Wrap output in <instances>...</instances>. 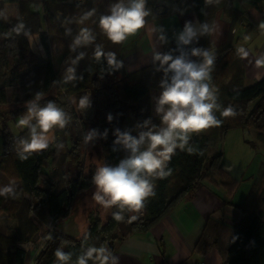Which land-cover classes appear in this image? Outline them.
Here are the masks:
<instances>
[{"label": "trees", "instance_id": "obj_1", "mask_svg": "<svg viewBox=\"0 0 264 264\" xmlns=\"http://www.w3.org/2000/svg\"><path fill=\"white\" fill-rule=\"evenodd\" d=\"M116 1L0 0V107L9 104V90L17 88L20 99L15 103L26 105L40 94L39 106L43 107L51 100L67 117L63 129L51 130L54 137L48 148L23 153L21 141L30 139V128L35 123L13 135L0 113V189H12L10 193L0 195V216L14 223L13 228L0 231V264H78L89 248L103 247L107 253L112 252L125 236L148 232L181 200L192 195L202 180L217 182L231 192L235 183L222 171L223 154L218 150L228 131L252 128L256 131V142L264 148V75L250 86L242 85L238 51L231 34L236 23L248 20L249 9L263 11L264 0H238L242 10L233 7L234 0H211L210 3L190 0L201 29L207 24L211 30L216 12L230 19L229 38L212 53L215 59L208 81L218 105L213 114L222 123L211 127L209 134L192 133L185 149H176L168 165L172 169L171 175L153 181L155 195L145 201L139 213L114 205L105 223L96 214L89 215V226L80 240L72 241L56 233L45 240L55 224L67 217L76 196L93 184L94 169L84 173L86 121L76 111L82 97L91 94L88 106L92 111L93 137L100 143L108 166L118 165L129 155L123 144L114 143L115 132L120 131L124 116H133L137 121L138 131L131 135L136 138L153 126H161L160 117L150 113L149 91L152 88L163 90L161 81L170 79L171 73L165 77L159 61L131 73L126 72L123 63L122 67L109 70L106 54L114 52L117 60L122 61V44H113L107 39L99 20L102 15L110 14L111 2ZM6 5L16 7L15 16L5 17ZM93 9L95 14L84 19ZM63 20L66 30L61 27ZM84 28L89 29L95 39L73 48ZM202 33V38L186 45L171 42L164 53H171L174 58L181 54L187 57L193 49H202L208 44L209 32ZM30 35L39 37L45 59L37 58L31 52L27 42ZM51 38L59 39L65 46L56 56L49 48ZM97 45L104 53L99 59L96 58ZM203 59L195 63H203ZM69 68L73 69L71 73ZM69 75L73 77L71 80L66 79ZM227 75L229 78L225 80ZM229 107L236 114L222 116ZM25 112L27 107L17 110V114ZM145 121H151L148 127H144ZM60 147L64 153L58 159ZM146 147L147 142L141 150ZM188 148L193 151L189 153ZM21 155L27 158L21 159ZM48 166L52 168L50 173L44 171ZM236 208L241 215L239 223L230 228L208 219L195 249L201 253L215 250L220 264H264V164L259 167L245 201ZM114 213L123 215L124 220L116 221ZM132 215L137 219L128 222ZM25 242H32L27 251L17 248ZM57 249L70 259L58 260ZM94 261L90 259L87 264Z\"/></svg>", "mask_w": 264, "mask_h": 264}, {"label": "crops", "instance_id": "obj_2", "mask_svg": "<svg viewBox=\"0 0 264 264\" xmlns=\"http://www.w3.org/2000/svg\"><path fill=\"white\" fill-rule=\"evenodd\" d=\"M232 5L237 10L243 9L238 0H234ZM145 7L149 10L146 26L122 43L120 56L127 73L151 65L154 62V55L164 54L171 42L181 43L179 37L184 33L186 26H191L196 33L190 41L200 39L203 35L190 0H146ZM163 7H166L167 11L160 14L163 12ZM248 13V20L236 23L233 26L235 33H231L236 50L243 49V52L247 53L246 56L238 53L242 85L245 87L257 82L264 75V65L257 63L264 60V27H262L264 14L253 9H249ZM5 14L8 15H5L6 18L15 16L16 7L6 5ZM229 29L230 19L216 12L212 17L208 44L200 49L201 52L212 54L217 47L227 41L230 35ZM161 36L164 38L163 41L160 39ZM27 42L35 56L45 59V52L39 46V38L36 35L28 36ZM188 57H193L192 62L203 58L202 55L192 56L191 54ZM162 91L154 88L149 91L150 113L153 117H160L156 107ZM76 111L86 121V134L93 133L90 107L80 108L78 105ZM251 130L256 140V131L252 128ZM120 131L129 135L135 134L138 131L135 118L130 115L124 116L120 121ZM209 133L210 128L197 134ZM47 135L48 144H50L53 140V132L50 131ZM86 149L84 169L88 166L96 173L97 167L105 164L101 145L92 137L87 142ZM218 150L221 152L219 146ZM51 169L48 166L44 171L50 173ZM221 169L235 183L231 192L217 182L209 179L202 180L192 195L181 200L148 232L127 235L115 245L112 252H106L110 254L108 264H220L221 259L215 250L201 253L195 249V245L208 219L230 228L239 223L241 215L236 207L245 201L255 179V177L244 179L241 169L224 159V155ZM96 190L93 183L87 190L80 192L71 204L67 217L55 224L54 229L47 233L45 240L53 233L72 241L80 240L89 226L90 214H96L101 222L105 223L111 214V207L104 208L94 201L93 195ZM13 226V221L8 220L3 226L0 225V231H7ZM31 245L32 242L20 243L17 248L27 251ZM42 245L43 243L38 246L34 255H37ZM93 264L98 262L94 261Z\"/></svg>", "mask_w": 264, "mask_h": 264}, {"label": "clouds", "instance_id": "obj_3", "mask_svg": "<svg viewBox=\"0 0 264 264\" xmlns=\"http://www.w3.org/2000/svg\"><path fill=\"white\" fill-rule=\"evenodd\" d=\"M211 0H206L210 3ZM146 0H119L110 8V14L102 15L99 26L107 39L113 44H122L130 36L135 35L146 26V17L149 10H146ZM95 14V9L85 14L84 19ZM20 27H23L21 25ZM264 27V25H262ZM19 31V28L17 29ZM202 31L210 32L208 25L202 26ZM196 33L191 26H186L185 31L179 37V41L188 44ZM95 37L89 29H81L80 35L74 41L73 48L82 43L89 44ZM163 41V36L160 37ZM238 53L243 49H238ZM104 53L97 45L96 58L99 59ZM192 56H203V63L197 64L185 58L184 54L173 57L171 53H156L154 61H159L160 69L165 77L171 73L170 79L161 81V92L158 100L156 112L160 115L161 126H153L147 132H141L139 137H133L128 133H121L118 129L115 132L117 139L114 143L123 144L129 150V155L121 160L116 166L100 164L93 177L96 192L93 195L94 201L104 208L118 206L121 210L127 209L132 213H139L145 206V201L155 195L154 183L156 179H164L171 175L172 169L168 167L176 149H185L190 135L199 133L211 127H218L222 121L213 114V110L218 108L215 103V95L208 81L211 80V66L215 59L210 52H201L200 49H193ZM83 53L81 54V57ZM80 57H78L79 59ZM109 70L122 67V61H118L114 52L106 54ZM76 61H73L75 63ZM264 65V60L257 62ZM165 65L167 67H165ZM69 73L73 69L69 68ZM71 75L66 79L71 80ZM41 95L37 94L35 100L26 104L27 113L18 119V126H29L35 119L36 124L30 128V139L21 141L23 153L39 152L48 148V133L54 128L63 129L67 123L64 110L53 101H48L43 107L37 101ZM88 96H84L79 101L80 108L88 106ZM236 113L231 107L225 109L221 115L224 117L234 116ZM111 115L108 120L111 121ZM151 121H145L144 127H148ZM39 129V131L37 130ZM105 137L107 131H105ZM93 133L85 137V143L91 140ZM147 142V147L141 150V146ZM191 153L193 149L188 148ZM27 157L21 155V159ZM168 169L165 171V169ZM11 188L0 189V195L10 193ZM116 221H123V215L114 213ZM136 215L129 217L128 222L135 221ZM107 249L101 247L89 248L87 252L78 260V264H87L92 259L98 264H108L110 254H106ZM60 261L70 259L69 255L57 249L55 253Z\"/></svg>", "mask_w": 264, "mask_h": 264}, {"label": "rangeland", "instance_id": "obj_4", "mask_svg": "<svg viewBox=\"0 0 264 264\" xmlns=\"http://www.w3.org/2000/svg\"><path fill=\"white\" fill-rule=\"evenodd\" d=\"M110 0H108L109 3ZM119 0L116 1L118 3ZM112 3L111 4H116ZM6 15V14H5ZM106 15V14H105ZM8 16V15H6ZM61 27L66 30L65 21H62ZM37 36V35H36ZM37 38H39L37 36ZM255 39V38H254ZM39 46H41L39 40ZM64 45L59 39L51 38L49 40V48L54 56H56L60 51L64 49ZM43 49V48H42ZM44 51V50H42ZM45 54V53H44ZM38 58V56H36ZM187 60L191 61L193 57H185ZM201 59V58H200ZM199 60V59H198ZM197 61V60H196ZM195 62V61H194ZM229 77L227 75V80ZM91 97V94L88 95V99ZM9 104L0 107V113L2 115L3 120L6 121V125L10 132L13 135H17L21 130L25 127L18 126V119L25 115V113L17 114V110H21L26 107L25 104L15 103L20 99V92L17 88L9 90ZM73 103L76 102L75 98H72ZM8 113H10L9 116ZM35 123V119H33L31 123ZM39 131V129H37ZM61 130V128L57 129ZM54 137V134H53ZM58 139V138H57ZM221 152L224 155V159L229 161L231 164L241 169V173L244 174V179H251L250 177H256L258 174L259 167L261 164H264V148L256 142L255 137L253 136V132L251 128L246 129H234L227 133L222 142L219 145ZM0 150H1V141H0ZM59 156H63L64 150L62 147L59 149ZM57 159V160H58ZM91 167H85L84 173L87 174ZM72 175H74V171L72 170ZM11 221V220H9ZM8 222V219L0 216V225L3 226Z\"/></svg>", "mask_w": 264, "mask_h": 264}, {"label": "built area", "instance_id": "obj_5", "mask_svg": "<svg viewBox=\"0 0 264 264\" xmlns=\"http://www.w3.org/2000/svg\"><path fill=\"white\" fill-rule=\"evenodd\" d=\"M77 1H81V0H77ZM169 1H175V0H169ZM262 13L264 14V8H263V11H262ZM231 33H232V34H234V33H235V30H234V29H232Z\"/></svg>", "mask_w": 264, "mask_h": 264}, {"label": "water", "instance_id": "obj_6", "mask_svg": "<svg viewBox=\"0 0 264 264\" xmlns=\"http://www.w3.org/2000/svg\"><path fill=\"white\" fill-rule=\"evenodd\" d=\"M166 11H167L166 7H163V12L160 14H164V13H166Z\"/></svg>", "mask_w": 264, "mask_h": 264}]
</instances>
